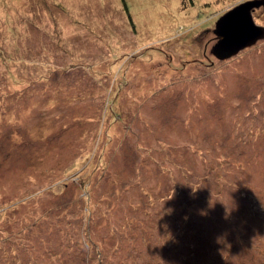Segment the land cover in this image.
<instances>
[{"label":"rangeland","instance_id":"1","mask_svg":"<svg viewBox=\"0 0 264 264\" xmlns=\"http://www.w3.org/2000/svg\"><path fill=\"white\" fill-rule=\"evenodd\" d=\"M243 1L0 0V264H264V37L211 52Z\"/></svg>","mask_w":264,"mask_h":264},{"label":"water","instance_id":"2","mask_svg":"<svg viewBox=\"0 0 264 264\" xmlns=\"http://www.w3.org/2000/svg\"><path fill=\"white\" fill-rule=\"evenodd\" d=\"M260 5H264V0L243 1L217 19L213 29L217 42L211 49L214 56L232 55L264 37V27L256 25L251 15L252 9Z\"/></svg>","mask_w":264,"mask_h":264}]
</instances>
